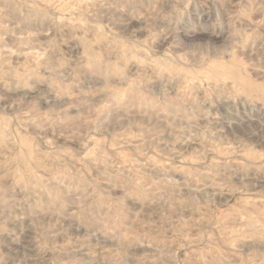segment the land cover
I'll return each mask as SVG.
<instances>
[{"label": "rangeland", "instance_id": "1", "mask_svg": "<svg viewBox=\"0 0 264 264\" xmlns=\"http://www.w3.org/2000/svg\"><path fill=\"white\" fill-rule=\"evenodd\" d=\"M0 264H264V0H0Z\"/></svg>", "mask_w": 264, "mask_h": 264}]
</instances>
